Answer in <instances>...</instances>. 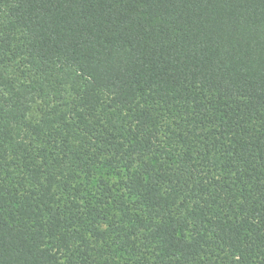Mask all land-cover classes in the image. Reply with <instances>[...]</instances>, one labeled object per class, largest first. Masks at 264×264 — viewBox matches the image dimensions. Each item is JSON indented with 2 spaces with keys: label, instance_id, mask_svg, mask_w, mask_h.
<instances>
[{
  "label": "trees",
  "instance_id": "1",
  "mask_svg": "<svg viewBox=\"0 0 264 264\" xmlns=\"http://www.w3.org/2000/svg\"><path fill=\"white\" fill-rule=\"evenodd\" d=\"M0 264H264V0H0Z\"/></svg>",
  "mask_w": 264,
  "mask_h": 264
}]
</instances>
